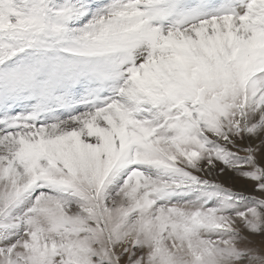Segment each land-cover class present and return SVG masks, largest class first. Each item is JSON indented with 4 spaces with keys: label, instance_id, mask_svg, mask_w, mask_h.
<instances>
[{
    "label": "snow or ice",
    "instance_id": "1",
    "mask_svg": "<svg viewBox=\"0 0 264 264\" xmlns=\"http://www.w3.org/2000/svg\"><path fill=\"white\" fill-rule=\"evenodd\" d=\"M0 264H264V0H0Z\"/></svg>",
    "mask_w": 264,
    "mask_h": 264
},
{
    "label": "rangeland",
    "instance_id": "2",
    "mask_svg": "<svg viewBox=\"0 0 264 264\" xmlns=\"http://www.w3.org/2000/svg\"><path fill=\"white\" fill-rule=\"evenodd\" d=\"M226 176H228V177L226 178ZM219 180H220V182L225 183L226 186H231L235 190H238V191H243L245 189V186H246V184L243 180H240L238 178H233L231 176V174L222 176L219 178ZM248 186L250 187V185H248Z\"/></svg>",
    "mask_w": 264,
    "mask_h": 264
},
{
    "label": "bare ground",
    "instance_id": "3",
    "mask_svg": "<svg viewBox=\"0 0 264 264\" xmlns=\"http://www.w3.org/2000/svg\"><path fill=\"white\" fill-rule=\"evenodd\" d=\"M228 176H226V178H227ZM242 182V181H241Z\"/></svg>",
    "mask_w": 264,
    "mask_h": 264
}]
</instances>
